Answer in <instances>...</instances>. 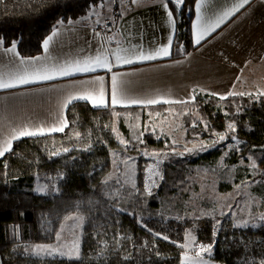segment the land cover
Instances as JSON below:
<instances>
[{
    "label": "trees",
    "instance_id": "trees-1",
    "mask_svg": "<svg viewBox=\"0 0 264 264\" xmlns=\"http://www.w3.org/2000/svg\"><path fill=\"white\" fill-rule=\"evenodd\" d=\"M103 1L0 0V38L34 57L60 21L79 20ZM197 1L186 0L178 13L172 60L200 47L193 39ZM167 110L196 135L226 139L197 155L140 157L114 176L111 154L121 147L114 127L135 147L162 149V138L144 132L153 113ZM67 119L63 132L16 140L0 158V264H23V252L24 264H182L187 226L214 246L216 263L264 264V224H253L264 213V92L221 99L195 91L192 101L150 106L73 104ZM155 169L157 186L148 182ZM37 182L47 188L38 190ZM247 182L251 220L241 223L222 212V194ZM75 214L84 220L81 254H37V246L62 245Z\"/></svg>",
    "mask_w": 264,
    "mask_h": 264
},
{
    "label": "crops",
    "instance_id": "crops-1",
    "mask_svg": "<svg viewBox=\"0 0 264 264\" xmlns=\"http://www.w3.org/2000/svg\"><path fill=\"white\" fill-rule=\"evenodd\" d=\"M166 3L168 0H105L71 24L59 22V35L49 50L34 57H23L18 48V55L7 53L4 49L8 46L0 45V79L15 83L14 77L30 73L36 67L47 66L51 70L97 54L108 56L112 62L115 57L111 52L137 60L140 52H151L166 45L173 32L174 43L176 24L169 22L166 10L161 7ZM198 3L201 19L197 21L195 8L193 39L198 31L204 33V39L197 45L199 49L184 59L172 60L170 56L123 66L117 61L111 73L97 68L94 73H77L72 77H60L50 71L49 74L56 76L51 81L0 89V150L9 143L12 148L19 140L14 137L25 129L42 128L47 132L53 126H68L67 110L73 104L97 108L91 101L69 103L74 95L91 94L99 100L102 89L110 103L112 75L117 80V98L122 101L114 107L150 106L130 104L131 100L161 101L152 105L192 101L195 91L215 93L219 98L228 97L229 92H264V0H247V3L198 0ZM242 3L243 7L232 11ZM225 12L230 15L224 16ZM218 20L220 27L209 36ZM108 22L113 23V28L105 35L100 29ZM36 57L41 59H32ZM96 77H103V81L97 82ZM56 133L61 132L47 135Z\"/></svg>",
    "mask_w": 264,
    "mask_h": 264
},
{
    "label": "rangeland",
    "instance_id": "rangeland-1",
    "mask_svg": "<svg viewBox=\"0 0 264 264\" xmlns=\"http://www.w3.org/2000/svg\"><path fill=\"white\" fill-rule=\"evenodd\" d=\"M107 24V23H106ZM105 24V25H106ZM104 25V26H105ZM111 33V32H110ZM109 33V34H110ZM105 35H109L104 33ZM172 110H167V115L161 116L157 113H153L150 117V121L146 124L147 128L144 132H151L157 136V139H163L164 148L162 149H150L146 146L135 147L118 132L114 127V133L117 141L120 144V149L113 151L111 154L113 162L114 176H123L128 169L130 163H134L138 158L144 157L156 162H163L167 160L171 155L185 156V155H197L208 151L214 147V145L220 140V135L214 134L211 139H205L193 132H190L182 123L181 120H177L172 117ZM149 128V129H148ZM240 142L236 140V144ZM31 171H34V167H31ZM156 171H150L148 174V182L150 185H158V177ZM250 183L247 182L242 186H236L234 189L226 194H222L221 210L224 213H231L236 216L241 223H248L251 220L249 209L251 206V190ZM47 186H43L42 183L37 182V189H45ZM81 217L78 215L71 216L65 223L64 235H62V245L60 247H52L55 254L53 256H74L81 254V241L84 234V220L75 219ZM264 224V213L260 215L256 224ZM210 247L209 251H203L202 249ZM185 254L182 260V264H221L212 260V253L214 246L200 242L196 235L194 227H186V234L184 239ZM46 253L43 251V254ZM63 253V255H61ZM13 258L18 259L19 254L12 252ZM26 252L21 255L23 264L25 263Z\"/></svg>",
    "mask_w": 264,
    "mask_h": 264
},
{
    "label": "snow or ice",
    "instance_id": "snow-or-ice-1",
    "mask_svg": "<svg viewBox=\"0 0 264 264\" xmlns=\"http://www.w3.org/2000/svg\"><path fill=\"white\" fill-rule=\"evenodd\" d=\"M244 3H247V0H244ZM169 4H171V9H169V7H168ZM161 7L166 10V17L169 19V22L174 25L178 22V18H179L178 13L185 10L187 5H186V0H168V3L161 5ZM240 7H243V3L240 4L239 6H237L236 8H234L232 11L233 12L238 11ZM195 8L197 11V21L199 22L201 19V16L199 15L200 9H201V4H199V3L196 4ZM121 15H123V13H121ZM228 15H230V13H228V12L224 13V16H228ZM68 23L71 24L72 21H69ZM220 23H221L220 20L215 22L214 26L211 29V32H208L209 36L212 34V32H215L216 28L220 27ZM60 24H63V21H60ZM59 32H60V28H59V25H57L56 30H54L50 35H48L42 41V49L45 52H47L49 50L50 44L53 42L54 38L59 35ZM174 34L175 33L173 32L169 36V39H168V42L166 45L160 46L151 52H147V53H145L143 51L140 52L137 60L122 57V56L118 55L116 52H111V55L115 57V61L110 62L108 59V56L105 55L102 57L100 54H97L95 57H90V58L85 59L83 61L75 60L70 65L65 63L64 66L53 68L51 70L47 66L36 67L30 73L26 72L23 75H17L16 77H14L15 83L5 82L4 80L0 79V89H11V88L17 87L18 85H29V84L35 83L37 81H51V80L55 79L56 76L49 74L50 71H55L56 74L60 77H72V76L76 75L77 73H94L97 70V68H103V69H105L111 73L115 62H117V61L122 62L119 66H123V65L133 64V63H136L139 61H153V60H157V59L167 58V57H170L172 55V51H171L172 50V43H173L172 36ZM203 39H204V33L198 31L197 34L195 35L194 43L196 45H200L202 43ZM3 44H4L3 38H0V45H3ZM17 48H18V41H12L10 43V46L5 48L4 51L7 53H14V54L18 55ZM177 50L178 51L180 50L179 45H177ZM32 59L39 61L41 58L36 57V58H32ZM22 60H23V58H22ZM95 80L97 82L103 81V77H96ZM116 87H117L116 76L112 75L110 103L108 100H106L104 98L102 89H101V95H100L99 100H97L91 94H83V95L72 96L69 103H72L75 101H85V102L91 101L92 106L97 107V108L98 107H110V106H114L117 104H121L122 101L117 98ZM209 95H216V94L210 93ZM228 95L229 96H235V95L243 96L244 93L229 92ZM248 95H252V94L249 93ZM220 98L226 99L227 97L222 96ZM193 99H194V97H193ZM160 102L161 101H159V100L150 99L147 101L131 100L129 103L130 104L152 105V104H157ZM178 102H181V101H178ZM65 127H67V124H64L60 127L53 126V127L49 128L47 132H45L42 128H39L35 131H30V130L25 129V130L21 131L19 136H16L14 138L20 139L21 137H36V136L47 135V134L53 133V132H63ZM229 127L231 128L232 126L229 125ZM228 138L232 139V137H228ZM225 139H226L225 136H223V135L220 136V140H225ZM10 150H11V144L9 143L7 147L3 148V150H0V157L5 156V154L8 153ZM65 151H68V149H65ZM149 194H151V193L149 192ZM75 219H81L82 220V217H77ZM157 237L164 239V240L169 239L167 236L159 237L158 234H157ZM210 247L211 246H209L208 248L202 249V250L203 251H209ZM42 251L47 252V254H50V255L55 254L54 251L50 247L45 248L44 246H37V254H40ZM61 255H63V253H61Z\"/></svg>",
    "mask_w": 264,
    "mask_h": 264
},
{
    "label": "built area",
    "instance_id": "built-area-1",
    "mask_svg": "<svg viewBox=\"0 0 264 264\" xmlns=\"http://www.w3.org/2000/svg\"><path fill=\"white\" fill-rule=\"evenodd\" d=\"M113 28V23L112 22H108L104 27H102L100 30L103 33L109 34L112 31Z\"/></svg>",
    "mask_w": 264,
    "mask_h": 264
}]
</instances>
